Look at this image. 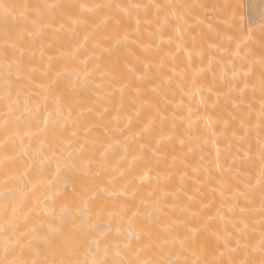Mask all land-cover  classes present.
Segmentation results:
<instances>
[{"label": "snow or ice", "instance_id": "1", "mask_svg": "<svg viewBox=\"0 0 264 264\" xmlns=\"http://www.w3.org/2000/svg\"><path fill=\"white\" fill-rule=\"evenodd\" d=\"M0 264H264V24L0 0Z\"/></svg>", "mask_w": 264, "mask_h": 264}, {"label": "rangeland", "instance_id": "2", "mask_svg": "<svg viewBox=\"0 0 264 264\" xmlns=\"http://www.w3.org/2000/svg\"><path fill=\"white\" fill-rule=\"evenodd\" d=\"M241 7L240 12H236L237 19L242 29H246L248 36L255 40L260 25L264 24V0H243Z\"/></svg>", "mask_w": 264, "mask_h": 264}, {"label": "bare ground", "instance_id": "3", "mask_svg": "<svg viewBox=\"0 0 264 264\" xmlns=\"http://www.w3.org/2000/svg\"><path fill=\"white\" fill-rule=\"evenodd\" d=\"M67 2H74V0H67ZM208 3H219V2H227L235 5V11L240 12V7L242 6L243 0H207ZM242 8V7H241ZM242 13V12H241ZM242 15V14H241ZM240 16V14H239ZM242 28V27H241ZM254 40V39H253ZM179 147V146H178ZM69 178L74 179L73 174L69 173Z\"/></svg>", "mask_w": 264, "mask_h": 264}]
</instances>
